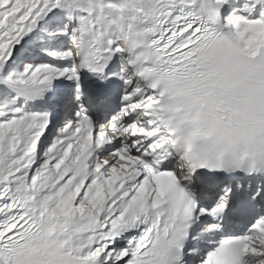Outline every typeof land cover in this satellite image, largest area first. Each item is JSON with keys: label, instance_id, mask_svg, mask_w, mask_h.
I'll use <instances>...</instances> for the list:
<instances>
[{"label": "snow or ice", "instance_id": "obj_1", "mask_svg": "<svg viewBox=\"0 0 264 264\" xmlns=\"http://www.w3.org/2000/svg\"><path fill=\"white\" fill-rule=\"evenodd\" d=\"M0 264H264V0H0Z\"/></svg>", "mask_w": 264, "mask_h": 264}]
</instances>
